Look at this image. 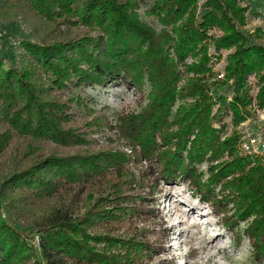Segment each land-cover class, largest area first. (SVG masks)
Segmentation results:
<instances>
[{
    "label": "trees",
    "instance_id": "1",
    "mask_svg": "<svg viewBox=\"0 0 264 264\" xmlns=\"http://www.w3.org/2000/svg\"><path fill=\"white\" fill-rule=\"evenodd\" d=\"M200 1L153 0L155 25L140 12L146 0H0V23L19 19L31 37L16 39L11 66L0 50V264H177L161 258L170 240L154 196L178 181L264 260V162L241 154L235 128L222 139L226 125L214 126L228 108L234 126L243 119L253 73L264 107V31L243 30L241 0ZM210 41L233 49L225 80L210 77ZM117 80L146 100L118 115L108 139L130 153L97 146L91 136L113 127L81 93ZM219 82L231 101L210 95Z\"/></svg>",
    "mask_w": 264,
    "mask_h": 264
},
{
    "label": "rangeland",
    "instance_id": "2",
    "mask_svg": "<svg viewBox=\"0 0 264 264\" xmlns=\"http://www.w3.org/2000/svg\"><path fill=\"white\" fill-rule=\"evenodd\" d=\"M152 1L153 0H146V3H142L139 9L146 22L151 24L154 23L156 25V19L145 15V11L150 7ZM241 1L248 7L246 12L247 24L244 26L243 30L248 34H252L256 28L263 27L264 31V0ZM202 2L203 0L200 1V3ZM159 27H161V25H159ZM210 30L212 31L210 35L215 38L222 34L220 28L215 27ZM0 36H8L9 38V41L6 44L2 43L0 40V50L2 53H8V56L2 61L4 62L5 67H8L14 64L10 58L17 59V54L19 53L17 49L19 40L16 39L25 37L30 39V32L28 27L17 19L0 23ZM212 45H214V42L210 41V47ZM223 52L227 56L229 53L233 52V49H224ZM187 59L191 60L188 62L195 60L192 56H189ZM224 60L226 66V59ZM219 66L220 64L218 62L215 67ZM215 74L216 70H212L210 72V77H215ZM226 75L227 73L225 70V76ZM217 80L222 81L225 80V78ZM219 83L220 84L216 83L217 85L213 86V89L210 90V95L215 97L213 96L214 94L219 95V91H225V95L228 96L230 90L226 87L225 83ZM182 85L183 81L179 82L178 87L180 88ZM149 91L150 88L146 86L145 93H148ZM81 93L87 103H89V106L97 111H102L108 116L110 125L113 127V129L109 128L104 132H96L91 136L97 140V146H118L125 152L130 153L128 151L130 148L129 145L118 144L116 141H110L108 139L115 135V128L118 120L117 117L120 113L139 111L145 105L146 100H142L141 91L129 86L125 80H117L105 86L86 87ZM227 101L229 102L231 100L227 99ZM253 102L255 101L252 100V103L247 108L241 107L239 114L243 119L238 125L234 126L233 113L229 108L227 109L228 111L224 115L222 122L214 123V126L217 128H220L222 124L226 125L224 132L222 133L223 139L230 134L234 128L238 131L240 136V129H243V127L245 129V127L250 126L255 129L258 126L256 130H258L259 127V130L264 129V107H258V109H256L254 108L255 105H253ZM179 104V101H177L175 109L173 110L174 113ZM219 106L220 103H216L212 114L216 113ZM256 106L258 105L256 104ZM5 160L6 157L2 161ZM7 163H10L9 158H7L6 163L1 166L2 173H5L8 169ZM206 168V163L200 166V170L204 172L206 171ZM205 177H207V175H205ZM158 189L159 191H156L154 196V198H156L154 203L159 209L162 222L165 223L166 239L167 241L170 240L166 245L161 258L174 259L177 264H264V260L258 261L255 259L249 239L244 236L242 244L239 246L236 234L232 233L223 225V222L215 213L214 208L209 203L200 200L198 195H196V193L192 191V188L185 182L178 181L174 185H165L162 183ZM178 190H180L179 193ZM175 204H177V209H179L176 212L177 215L175 214ZM190 205H196L198 208L191 209ZM3 214L4 216L6 215L5 211H3ZM205 216L207 217L202 218ZM198 217L199 219H197ZM188 218L190 224H186V222L185 225L179 222ZM245 227L246 222H241L239 234H243ZM212 233H221V235L214 241H210L213 236ZM37 238L38 235L29 236L28 238L29 244L33 249L35 248V250L38 247Z\"/></svg>",
    "mask_w": 264,
    "mask_h": 264
},
{
    "label": "built area",
    "instance_id": "3",
    "mask_svg": "<svg viewBox=\"0 0 264 264\" xmlns=\"http://www.w3.org/2000/svg\"><path fill=\"white\" fill-rule=\"evenodd\" d=\"M211 32H212L211 30L208 31L209 34ZM209 55L211 56L209 67L212 70H216V74H215V77H213V80L225 78L226 76H225V60L224 59H226L225 58L226 54L223 52V50H221L220 52L216 51L214 45H212L209 50ZM188 61H191V60H188ZM218 62L220 66L215 67L217 66ZM248 85H249L250 94L253 96V100L255 101V96L259 89V86L257 85V78H256L255 73L249 76ZM232 97H233V93L232 91H230L227 96V99L232 100ZM255 102H253V105H255L254 108L258 109V106H256ZM256 128L253 129L249 126V127H245V129L244 127L243 129L242 128L240 129L241 136L239 139L238 147L242 154L250 156V157L258 158L260 161L264 162V129L259 130L260 128L259 127L258 130H256ZM128 151L131 152V148H129ZM144 164L146 165L148 164V162L144 161ZM37 244H39V238H37Z\"/></svg>",
    "mask_w": 264,
    "mask_h": 264
},
{
    "label": "bare ground",
    "instance_id": "4",
    "mask_svg": "<svg viewBox=\"0 0 264 264\" xmlns=\"http://www.w3.org/2000/svg\"><path fill=\"white\" fill-rule=\"evenodd\" d=\"M179 191L180 190H178V193H179ZM177 193V192H176ZM173 194V193H172ZM176 200V199H175ZM183 202V201H182ZM189 202V201H188ZM187 206V205H186ZM174 208H175V214L177 215V211L179 210V209H177V204H175V206H174ZM189 208V207H188ZM190 208L191 209H194V208H198L196 205H190ZM183 214V213H182ZM200 214V213H199ZM198 214V215H199ZM207 216H205V217H202V218H206ZM202 218H200V219H202ZM197 219H199V217L197 218ZM208 221V220H207ZM181 224H185L186 222V224H190V222H189V218L188 219H185V220H181V221H179ZM212 223V222H211ZM185 224V225H186ZM209 225V224H208ZM213 234V233H212ZM221 235V233L220 234H213V236L211 237L212 239L210 240V241H214L215 239H217V237H219Z\"/></svg>",
    "mask_w": 264,
    "mask_h": 264
}]
</instances>
